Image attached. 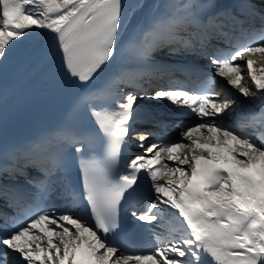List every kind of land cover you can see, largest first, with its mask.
Segmentation results:
<instances>
[{"label": "snow or ice", "instance_id": "snow-or-ice-1", "mask_svg": "<svg viewBox=\"0 0 264 264\" xmlns=\"http://www.w3.org/2000/svg\"><path fill=\"white\" fill-rule=\"evenodd\" d=\"M206 7L197 0L162 4L135 19L125 42L124 0H0V72L18 58H39L53 87L63 78L85 88L81 102L96 125L82 131L68 118L11 145L0 141V199L17 209L0 213V264H264V66L255 67L264 61V11L216 3L218 11L208 14ZM240 10L258 16L260 27H244ZM237 25L234 49L213 48L220 36L230 43ZM165 49L206 57L227 86L252 98L245 112H237L239 97L216 91L210 77L195 87L172 79L175 71L204 74L156 60ZM245 67L250 83H243ZM145 82L154 85L151 96ZM139 99L187 107L198 120L181 125L179 138L146 146L152 133H137L136 125L150 113ZM226 113L235 114L232 122ZM134 136L154 155H136L119 172L122 147ZM145 180L155 198L131 215L166 223V231L150 251H138L117 236L122 202ZM54 192L66 210H50ZM81 205L89 217L73 210Z\"/></svg>", "mask_w": 264, "mask_h": 264}, {"label": "bare ground", "instance_id": "bare-ground-1", "mask_svg": "<svg viewBox=\"0 0 264 264\" xmlns=\"http://www.w3.org/2000/svg\"><path fill=\"white\" fill-rule=\"evenodd\" d=\"M264 63V61H262ZM263 63L261 65H263ZM173 164V162H171ZM174 165V164H173ZM187 165L183 166L186 167ZM43 243H46V241H43Z\"/></svg>", "mask_w": 264, "mask_h": 264}]
</instances>
